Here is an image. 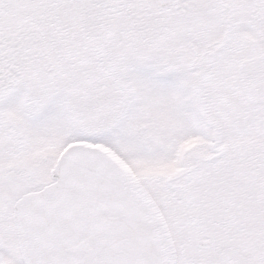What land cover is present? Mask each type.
<instances>
[{"label": "snow or ice", "instance_id": "obj_1", "mask_svg": "<svg viewBox=\"0 0 264 264\" xmlns=\"http://www.w3.org/2000/svg\"><path fill=\"white\" fill-rule=\"evenodd\" d=\"M0 264H264V0H0Z\"/></svg>", "mask_w": 264, "mask_h": 264}]
</instances>
